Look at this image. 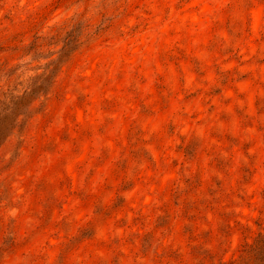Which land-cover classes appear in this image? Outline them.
I'll return each instance as SVG.
<instances>
[{
  "label": "rangeland",
  "instance_id": "obj_1",
  "mask_svg": "<svg viewBox=\"0 0 264 264\" xmlns=\"http://www.w3.org/2000/svg\"><path fill=\"white\" fill-rule=\"evenodd\" d=\"M264 0H0V264H261Z\"/></svg>",
  "mask_w": 264,
  "mask_h": 264
},
{
  "label": "trees",
  "instance_id": "obj_2",
  "mask_svg": "<svg viewBox=\"0 0 264 264\" xmlns=\"http://www.w3.org/2000/svg\"><path fill=\"white\" fill-rule=\"evenodd\" d=\"M261 264H264V259L262 260V263Z\"/></svg>",
  "mask_w": 264,
  "mask_h": 264
}]
</instances>
